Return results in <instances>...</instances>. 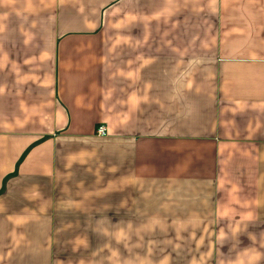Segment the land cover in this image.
<instances>
[{
    "label": "crops",
    "instance_id": "0c3cea01",
    "mask_svg": "<svg viewBox=\"0 0 264 264\" xmlns=\"http://www.w3.org/2000/svg\"><path fill=\"white\" fill-rule=\"evenodd\" d=\"M0 264H264V0H0Z\"/></svg>",
    "mask_w": 264,
    "mask_h": 264
},
{
    "label": "built area",
    "instance_id": "2783aa9c",
    "mask_svg": "<svg viewBox=\"0 0 264 264\" xmlns=\"http://www.w3.org/2000/svg\"><path fill=\"white\" fill-rule=\"evenodd\" d=\"M95 135L98 137H104L106 135V130L103 126L99 125L95 129Z\"/></svg>",
    "mask_w": 264,
    "mask_h": 264
}]
</instances>
